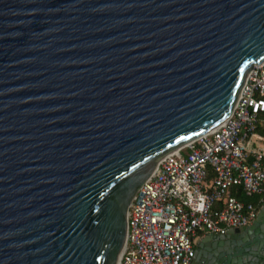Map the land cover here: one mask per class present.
Here are the masks:
<instances>
[{
	"label": "water",
	"instance_id": "95a60500",
	"mask_svg": "<svg viewBox=\"0 0 264 264\" xmlns=\"http://www.w3.org/2000/svg\"><path fill=\"white\" fill-rule=\"evenodd\" d=\"M263 59L264 0H0V264H117L138 186ZM206 234L202 264H264V205Z\"/></svg>",
	"mask_w": 264,
	"mask_h": 264
},
{
	"label": "built area",
	"instance_id": "2783aa9c",
	"mask_svg": "<svg viewBox=\"0 0 264 264\" xmlns=\"http://www.w3.org/2000/svg\"><path fill=\"white\" fill-rule=\"evenodd\" d=\"M264 59L246 72L222 123L160 157L132 195L117 264H192L201 232L251 222L264 200ZM259 203V204H260Z\"/></svg>",
	"mask_w": 264,
	"mask_h": 264
},
{
	"label": "crops",
	"instance_id": "0c3cea01",
	"mask_svg": "<svg viewBox=\"0 0 264 264\" xmlns=\"http://www.w3.org/2000/svg\"><path fill=\"white\" fill-rule=\"evenodd\" d=\"M264 205V200L258 205L257 212L259 208ZM217 235L216 233H214ZM219 235V234H218ZM200 245V246H198ZM224 244H218V239L216 237L207 236L206 232H201L194 237L193 247L195 251H200L197 255V262L203 263V260L206 258V254L210 251L217 250V248H222Z\"/></svg>",
	"mask_w": 264,
	"mask_h": 264
},
{
	"label": "trees",
	"instance_id": "16d2710c",
	"mask_svg": "<svg viewBox=\"0 0 264 264\" xmlns=\"http://www.w3.org/2000/svg\"><path fill=\"white\" fill-rule=\"evenodd\" d=\"M256 131H258L261 135L264 136V124L261 123V121H257L256 127H255ZM262 160L264 161V154L262 156ZM233 193L236 195L237 198L243 200V201H247V200H251L255 203V206L258 207L259 205V201H258V194L252 195V196H247L245 195L242 190L240 189V187H236L234 189H232Z\"/></svg>",
	"mask_w": 264,
	"mask_h": 264
},
{
	"label": "bare ground",
	"instance_id": "6f19581e",
	"mask_svg": "<svg viewBox=\"0 0 264 264\" xmlns=\"http://www.w3.org/2000/svg\"><path fill=\"white\" fill-rule=\"evenodd\" d=\"M209 130H210V129H209ZM209 130H207V131H209ZM192 138H194V137H192ZM192 138H190V139H188L187 141L183 142L182 144L178 145V147L181 146V145H183V144H185L186 142H188V141L191 140Z\"/></svg>",
	"mask_w": 264,
	"mask_h": 264
},
{
	"label": "flooded vegetation",
	"instance_id": "af4514ba",
	"mask_svg": "<svg viewBox=\"0 0 264 264\" xmlns=\"http://www.w3.org/2000/svg\"><path fill=\"white\" fill-rule=\"evenodd\" d=\"M195 251V250H194ZM194 255V254H193ZM193 257V256H192ZM194 261V259L192 258V262Z\"/></svg>",
	"mask_w": 264,
	"mask_h": 264
}]
</instances>
